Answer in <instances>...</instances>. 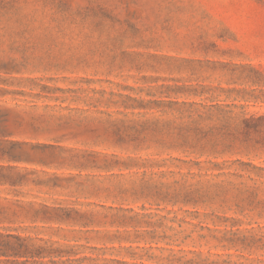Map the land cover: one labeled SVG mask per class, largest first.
<instances>
[{
    "label": "rangeland",
    "instance_id": "1",
    "mask_svg": "<svg viewBox=\"0 0 264 264\" xmlns=\"http://www.w3.org/2000/svg\"><path fill=\"white\" fill-rule=\"evenodd\" d=\"M0 89L67 206L0 264H264V0H0Z\"/></svg>",
    "mask_w": 264,
    "mask_h": 264
},
{
    "label": "crops",
    "instance_id": "2",
    "mask_svg": "<svg viewBox=\"0 0 264 264\" xmlns=\"http://www.w3.org/2000/svg\"><path fill=\"white\" fill-rule=\"evenodd\" d=\"M13 97L12 100H6ZM26 94L22 91H6L0 89V212L6 213L9 208L15 215L20 212L30 214L33 212H47L49 210H63L61 202H49L46 197L39 195L51 194L55 186L49 185L56 174H49L52 163H44L35 159L37 151L57 149L51 143L34 141L37 137L25 135L26 133L11 130H38L44 128L32 124H23L32 113L28 112L29 106L34 102H28ZM24 98V99H23ZM11 101L12 104H9ZM8 113L14 114L15 124H8ZM33 133L32 131H30ZM49 141V140H48ZM40 149V150H39ZM57 167V165H55ZM47 176H51L48 177ZM6 191L7 194L2 196ZM39 198L40 202H35ZM9 203L10 205H7ZM61 224L59 221L17 220L12 222L0 221V224Z\"/></svg>",
    "mask_w": 264,
    "mask_h": 264
},
{
    "label": "trees",
    "instance_id": "3",
    "mask_svg": "<svg viewBox=\"0 0 264 264\" xmlns=\"http://www.w3.org/2000/svg\"><path fill=\"white\" fill-rule=\"evenodd\" d=\"M1 213V212H0ZM6 237H9V238H13L14 237V235H12V234H6ZM15 238V237H14Z\"/></svg>",
    "mask_w": 264,
    "mask_h": 264
}]
</instances>
